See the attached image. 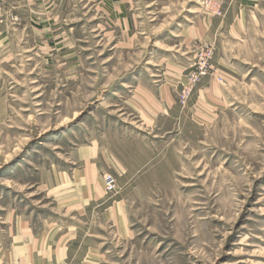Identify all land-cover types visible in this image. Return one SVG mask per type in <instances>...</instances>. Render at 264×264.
Returning a JSON list of instances; mask_svg holds the SVG:
<instances>
[{
  "label": "rangeland",
  "instance_id": "rangeland-1",
  "mask_svg": "<svg viewBox=\"0 0 264 264\" xmlns=\"http://www.w3.org/2000/svg\"><path fill=\"white\" fill-rule=\"evenodd\" d=\"M224 4L64 0L45 32L11 37L1 253L19 221H71L50 189L96 163L102 185L116 176L105 193L126 218L107 221L108 200L87 220L74 244L86 231L91 264H264V0L241 21L235 1L218 34L198 37L199 17L220 18Z\"/></svg>",
  "mask_w": 264,
  "mask_h": 264
},
{
  "label": "crops",
  "instance_id": "crops-1",
  "mask_svg": "<svg viewBox=\"0 0 264 264\" xmlns=\"http://www.w3.org/2000/svg\"><path fill=\"white\" fill-rule=\"evenodd\" d=\"M64 0H3L2 16L0 21V54L6 53L12 44L11 37L28 35L29 25L34 32H45L47 26H51L61 17ZM108 5L125 6L131 0H102ZM191 2L193 0H187ZM199 3L200 0H194ZM241 5L236 11L234 21L243 20L246 8L255 4L256 0H224L223 15L217 18V14L206 18L199 17L195 25V33L198 37H208L209 31L223 29L233 3ZM251 2V3H250ZM43 26L36 29L34 25ZM26 32V34H25ZM1 62V61H0ZM96 169L98 173L96 172ZM99 169L96 163L86 164L85 167L75 168L72 172H61L60 186L50 189L53 199L62 205L64 215L72 218L71 221L54 218L44 221L17 222L12 238L6 240L5 252H0V264H73L75 259L81 257V264H91L95 258V252L83 247L87 236L85 231L81 244L76 245L81 230L87 225L94 214L99 215L96 209L112 199L106 197L104 184L99 179ZM106 192V193H105ZM95 209V210H94ZM107 221H125L126 212L120 201L110 200L109 205L102 212ZM84 231V230H83ZM92 235V233H90ZM78 246V247H77Z\"/></svg>",
  "mask_w": 264,
  "mask_h": 264
},
{
  "label": "built area",
  "instance_id": "built-area-1",
  "mask_svg": "<svg viewBox=\"0 0 264 264\" xmlns=\"http://www.w3.org/2000/svg\"><path fill=\"white\" fill-rule=\"evenodd\" d=\"M2 2H3V0H0V21H1V4H2ZM203 73H204L203 69H201L200 72L193 74L192 75V81L196 82L198 80V78L200 77V75ZM185 91L189 93L191 91V88L186 87ZM103 180H104V188H105V191L107 193H114L117 191L118 183H117V178L115 175H113L111 173H107L104 175Z\"/></svg>",
  "mask_w": 264,
  "mask_h": 264
}]
</instances>
